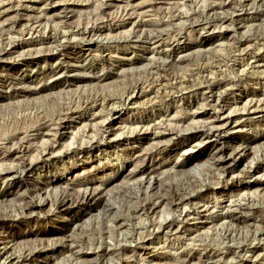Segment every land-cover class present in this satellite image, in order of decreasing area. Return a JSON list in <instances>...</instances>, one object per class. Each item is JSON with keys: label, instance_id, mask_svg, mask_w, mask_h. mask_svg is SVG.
<instances>
[{"label": "rangeland", "instance_id": "obj_1", "mask_svg": "<svg viewBox=\"0 0 264 264\" xmlns=\"http://www.w3.org/2000/svg\"><path fill=\"white\" fill-rule=\"evenodd\" d=\"M73 1L0 0V240L12 258L264 264V114L246 116L251 99L264 108V0ZM219 108L236 123L216 162L191 135ZM154 130L172 134L151 141ZM36 186L52 206L12 220ZM175 191L189 201L158 202Z\"/></svg>", "mask_w": 264, "mask_h": 264}, {"label": "bare ground", "instance_id": "obj_2", "mask_svg": "<svg viewBox=\"0 0 264 264\" xmlns=\"http://www.w3.org/2000/svg\"><path fill=\"white\" fill-rule=\"evenodd\" d=\"M74 2L73 0H47V4L45 6H56V5H62L64 6V9H66L65 7L69 4ZM35 6V5H34ZM31 8V7H30ZM6 9V8H5ZM57 9V8H56ZM62 10V9H61ZM52 11V10H51ZM3 12V8H0V14ZM213 17V16H212ZM27 28V27H26ZM51 29V28H50ZM92 31V30H91ZM91 31L86 30L85 33L86 34H90ZM60 32V31H59ZM58 36V35H57ZM70 36V35H69ZM39 38V37H38ZM62 38V36L60 37ZM12 46V45H11ZM4 58V57H3ZM1 61V60H0ZM216 94V93H215ZM215 94L213 93V91L208 93V98L213 100L217 97H215ZM218 95V94H217ZM125 97V96H124ZM130 97V96H129ZM258 104V103H257ZM257 104H253L252 105V99H251V103L247 104V113L246 116H256L259 114H264V108H261L260 106H258ZM218 105V103L216 104ZM226 107V106H225ZM246 108V107H245ZM218 109V108H217ZM220 110L213 116H211V126L209 128H202V129H198L197 131L195 130V132L192 133L191 137L196 139L198 141V143H209L211 145V147L215 150V152L213 153V157H214V161L216 162H220L222 160L225 159V155H226V142L224 139V130L229 129L231 125H234L236 122H234L236 119L231 116L230 114H226L224 112L223 108H219ZM228 109V108H227ZM112 110V109H111ZM239 112V111H238ZM214 113V112H213ZM196 117V116H195ZM245 117V116H244ZM193 119V118H192ZM255 119V118H254ZM238 120V119H237ZM246 120V119H245ZM154 125V124H153ZM207 125V124H206ZM141 127V126H140ZM143 129V127H142ZM147 130V129H145ZM141 131V130H140ZM143 131V130H142ZM168 131V130H167ZM102 132V131H101ZM144 132V131H143ZM147 132V131H146ZM166 132V131H165ZM181 132V131H180ZM145 133V132H144ZM175 133V132H174ZM177 133V132H176ZM137 134H139L137 132ZM172 132L169 131L167 132V134H165L164 132H160V131H153L151 134L147 135V139L151 140V141H159V139L163 138L166 135H171ZM181 134V133H180ZM176 135V134H175ZM115 139V138H114ZM111 140V139H110ZM108 141V140H107ZM158 144V143H157ZM244 142H242L236 149H240L238 154L239 156H243L245 153V148L244 146ZM187 150V149H185ZM190 150V149H189ZM236 151V150H235ZM185 152V151H184ZM188 152V150H187ZM186 153V152H185ZM182 154V153H181ZM44 157L50 158L53 156V149H50L48 152L42 154ZM184 155V153H183ZM18 158V157H17ZM189 159L187 158L186 162H188ZM185 162V163H186ZM22 167H20L21 169L17 167H11L6 169L5 171H3V173L1 174L4 175L2 176V178L4 179H9L11 177L14 178L15 175H20L19 178H22L23 175L30 173L31 169L33 168V164L32 162H29L28 165L23 166L22 163H20ZM183 164V163H182ZM181 164V165H182ZM251 169V168H250ZM136 172H132L131 175L135 176ZM153 171H149L148 173H145V184H147V187H143L148 190L151 188V184L152 179L153 178ZM161 177V175H160ZM15 179V178H14ZM3 180V179H2ZM143 183V182H142ZM20 184V183H19ZM48 184V183H47ZM69 185H66L64 188L66 190H69ZM80 186V185H79ZM157 186V185H156ZM83 188V187H82ZM154 188V187H153ZM58 188L53 189V192L55 193L57 191ZM187 189V188H186ZM97 192V191H96ZM94 190H91L90 192L88 191L87 188H84V193L82 195V201L86 202L87 205L89 206H95L96 202H95V193ZM178 192V191H175ZM181 192V191H180ZM82 194V193H81ZM49 192L48 189L46 190V188H40V187H34L33 188V197L31 199V201L29 203H26L22 208H21V214L15 216L14 218H12V220L17 219L20 216H25L28 215L30 217L38 215V213L43 212L46 207L48 206L49 208L52 206V204L49 202ZM239 197V196H238ZM65 198V197H64ZM168 198V197H166ZM189 197L187 195H182L179 192L178 193H174L170 199H165V198H159L158 202H162V203H166V204H171L172 206H178L180 203L185 202V201H189ZM240 199V197H239ZM242 199V198H241ZM250 201V200H249ZM157 202V203H158ZM83 203V202H82ZM59 206L58 207H63L65 205V199H61L58 203ZM78 205V204H77ZM76 205V206H77ZM233 206V205H232ZM108 207V206H107ZM214 207V206H213ZM230 207V206H229ZM62 209V208H61ZM193 209V208H192ZM233 209V208H232ZM153 210V207L150 205H145V206H141L140 211H151ZM183 211V210H182ZM210 211V210H209ZM215 214V213H214ZM250 215V214H249ZM215 216V215H214ZM219 216V215H218ZM237 216V215H236ZM178 218V217H177ZM234 218V216H233ZM3 220V219H2ZM175 220V219H174ZM209 221V220H208ZM115 222V221H114ZM205 224V223H204ZM173 223H169L168 225L165 226H161V229H170L171 227H173ZM214 226V225H213ZM232 226V225H231ZM149 229V228H148ZM108 232V231H107ZM197 232V231H196ZM192 239V237H191ZM230 239V238H229ZM237 239V238H236ZM233 240V239H232ZM131 242V241H130ZM170 243V242H169ZM10 242H5L2 240H0V264H17L18 261H16L17 259L14 257L12 258V256L14 255L12 253L11 247H9ZM56 244H54L55 246ZM58 245V244H57ZM56 245V246H57ZM235 246V245H234ZM62 248H64L65 251H69V252H73L71 245H63ZM110 248V247H109ZM11 250V251H10ZM80 252V251H79ZM104 254H106L105 252H103ZM13 254V255H12ZM262 254V253H261ZM20 259V257H18ZM95 258V257H94ZM109 258V256H108ZM113 258V257H112ZM18 259V260H19ZM108 261V260H107ZM79 263V262H78ZM77 263V264H78ZM208 263V262H207ZM206 264V263H205Z\"/></svg>", "mask_w": 264, "mask_h": 264}]
</instances>
